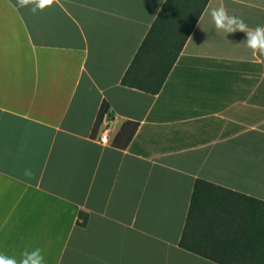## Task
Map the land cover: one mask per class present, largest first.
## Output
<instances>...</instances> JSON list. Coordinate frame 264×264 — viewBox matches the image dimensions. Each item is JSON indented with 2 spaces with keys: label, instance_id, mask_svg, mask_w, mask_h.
<instances>
[{
  "label": "crops",
  "instance_id": "obj_1",
  "mask_svg": "<svg viewBox=\"0 0 264 264\" xmlns=\"http://www.w3.org/2000/svg\"><path fill=\"white\" fill-rule=\"evenodd\" d=\"M166 2L0 0V255L215 264L180 247L196 180L264 202V55L211 17L223 7L254 30L264 0H209L153 95L123 78ZM103 107L117 118L106 143Z\"/></svg>",
  "mask_w": 264,
  "mask_h": 264
},
{
  "label": "trees",
  "instance_id": "obj_2",
  "mask_svg": "<svg viewBox=\"0 0 264 264\" xmlns=\"http://www.w3.org/2000/svg\"><path fill=\"white\" fill-rule=\"evenodd\" d=\"M194 1L167 0L123 78L125 86L153 95L161 91L209 2ZM154 47L157 55L148 61L147 51ZM164 57L165 64L161 62ZM144 58L151 65L150 72L138 71V67L146 63ZM106 112L103 107L98 126ZM138 127L135 123L125 126L116 146L126 149ZM255 201L260 209L243 206ZM180 247L215 264H264V202L197 179Z\"/></svg>",
  "mask_w": 264,
  "mask_h": 264
},
{
  "label": "clouds",
  "instance_id": "obj_3",
  "mask_svg": "<svg viewBox=\"0 0 264 264\" xmlns=\"http://www.w3.org/2000/svg\"><path fill=\"white\" fill-rule=\"evenodd\" d=\"M58 0H18L21 7H27L35 4L37 8L43 10L51 7ZM33 12L36 8L31 9ZM211 17L215 24L217 32L234 33L243 31L247 33V47L250 48L255 57L257 53L264 55V26H257L254 30H247V25L236 16H230L223 7L214 8L211 11ZM0 264H17L16 259L0 255ZM19 264H44V257L41 255L40 249L32 252H24Z\"/></svg>",
  "mask_w": 264,
  "mask_h": 264
},
{
  "label": "built area",
  "instance_id": "obj_4",
  "mask_svg": "<svg viewBox=\"0 0 264 264\" xmlns=\"http://www.w3.org/2000/svg\"><path fill=\"white\" fill-rule=\"evenodd\" d=\"M117 119L113 116H111L108 112H106L103 116V120L100 125H103L104 130L102 132V135L100 137V141L103 143L108 142V137H109V129L111 124L114 122V120Z\"/></svg>",
  "mask_w": 264,
  "mask_h": 264
}]
</instances>
